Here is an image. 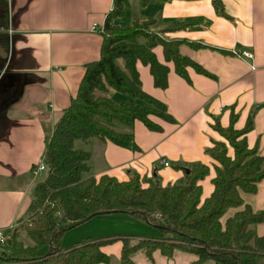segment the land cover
<instances>
[{
  "label": "crops",
  "instance_id": "crops-1",
  "mask_svg": "<svg viewBox=\"0 0 264 264\" xmlns=\"http://www.w3.org/2000/svg\"><path fill=\"white\" fill-rule=\"evenodd\" d=\"M221 1L228 16L219 14L212 0H149L142 5V15L134 18H155V30L175 19L207 20L206 24L198 22L161 34L182 40L180 52L213 75L187 66L188 82L174 71L172 61H165L162 46L155 45L158 60L169 65L168 84L165 88L155 86L149 67L138 61L141 85L167 105L174 120L152 116L161 130L149 129L139 119L132 126L114 121V129L132 131L137 149L99 137L79 139L76 147L90 152L85 175L99 177L106 173L124 180L137 172L145 185L146 179L155 176L164 185L183 177L180 166L199 160L209 166L199 180L203 200L213 190L211 179L217 163L205 148L214 139L224 140L212 124L218 119L221 125H227L232 110L237 114L236 128L252 114V128L245 134L247 143L257 145L264 155V0ZM112 5L113 0H7L8 54L0 71V81L5 78L0 93V228L23 222L37 176L44 175V171L33 173L32 168L44 158L54 124L76 93L86 63L100 55L99 29ZM109 92L119 95L118 101L124 99L114 89ZM228 153H233L231 146ZM241 195L254 210L264 209V178L255 192ZM255 229L264 234V221ZM115 234L144 237L158 235L159 231L130 213H103L65 231L61 242L67 246L85 236ZM111 242L101 247L110 260L100 264H119L122 241L118 238ZM131 257L136 264H195L197 259L194 253L180 248L171 255L155 249L152 258L140 248ZM201 264L213 261L207 259Z\"/></svg>",
  "mask_w": 264,
  "mask_h": 264
},
{
  "label": "trees",
  "instance_id": "trees-1",
  "mask_svg": "<svg viewBox=\"0 0 264 264\" xmlns=\"http://www.w3.org/2000/svg\"><path fill=\"white\" fill-rule=\"evenodd\" d=\"M138 1L145 5L149 0ZM212 2L219 14L228 16L221 0ZM129 5L130 0H113L105 16L99 29L100 55L86 63L76 93L54 124L44 151V175L35 183L23 222L0 244V264L107 263L110 255L101 247L118 238L122 241L119 264H136L131 254L140 248L150 258L155 249L171 255L180 248L197 255L195 264L207 259L213 264H264V234L255 229L257 223L264 221V209L254 210L241 195V190L255 192L257 183L264 178V155L258 152L257 145H248L245 135L252 128V114L240 128L234 126L237 114L233 110L227 125L214 120L212 126L224 140L214 139L205 148L217 163L211 179L213 190L203 200L199 180L208 173L209 166L199 160L180 166L183 177L164 185L157 176L146 179L145 185L137 172L124 180L106 173L99 177L85 175L90 152L74 147L75 139L99 137L137 149L132 131L114 129V121L132 126L139 119L149 129L161 130L152 116L174 120L167 105L141 85L138 61L149 67L155 86L165 88L168 84L169 65L158 60L155 45L162 46L165 61H172L174 71L188 82L187 66L213 75L180 52L182 40L161 34L198 22L206 24L207 20L175 19L155 30L152 26L156 20L152 17L133 18L129 23L118 21ZM7 22V0H0V71L8 54ZM193 45L206 46L201 42ZM110 89L129 97L117 102L108 95ZM228 146L232 147V154L228 153ZM231 207L239 208L224 216ZM118 212L147 221L159 234L85 236L62 245V235L68 229L94 215ZM21 234L31 242L25 243Z\"/></svg>",
  "mask_w": 264,
  "mask_h": 264
},
{
  "label": "rangeland",
  "instance_id": "rangeland-1",
  "mask_svg": "<svg viewBox=\"0 0 264 264\" xmlns=\"http://www.w3.org/2000/svg\"><path fill=\"white\" fill-rule=\"evenodd\" d=\"M142 8H143V6L139 3V1L138 0H131L130 1V5H129V7L127 8V13L124 15V16H122V17H120L119 19H118V21H120V22H125V23H129L134 17H137V16H140V15H142V12H141V10H142ZM4 84H5V78L2 80V81H0V93L2 92V91H4ZM111 92H108V95H111L110 94ZM116 94H123V96H124V99H128V97H129V95L127 94V93H124V92H120V91H116ZM118 96L119 95H111V97H112V99H114L115 101H118V100H120L119 98H118ZM77 142H79V139H76L75 141H74V147H76L77 146ZM217 162V161H216ZM175 167H177V166H175ZM42 174H40L39 176H37V179H41L42 177H43V175L41 176ZM241 192H244V191H242L241 190ZM237 208H239V207H231L225 214H224V216H226V215H229V214H231L232 212H233V210L234 209H237ZM223 216V217H224ZM79 230V229H78ZM20 238H21V235H20ZM22 239H23V241L25 242V243H29L30 242V239L25 235V234H23V237H22ZM110 243H112V242H109V243H106V244H110Z\"/></svg>",
  "mask_w": 264,
  "mask_h": 264
},
{
  "label": "built area",
  "instance_id": "built-area-1",
  "mask_svg": "<svg viewBox=\"0 0 264 264\" xmlns=\"http://www.w3.org/2000/svg\"><path fill=\"white\" fill-rule=\"evenodd\" d=\"M243 54H244L245 56H250V53L247 52V51H243ZM162 161H163V163H164L165 165H168V164H169V162L166 161V160H164V159H162ZM45 168H46V162H45V160H44V158H43V159H41L38 163H36V164L33 166L32 171H33V173H35V174H40L41 172H43V171L45 170ZM14 226H15V225L13 224V225H11V226L8 227V228H0V244H1V245L5 243L6 238L9 237L10 233H11V232L13 231V229L15 228Z\"/></svg>",
  "mask_w": 264,
  "mask_h": 264
}]
</instances>
